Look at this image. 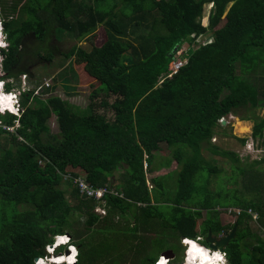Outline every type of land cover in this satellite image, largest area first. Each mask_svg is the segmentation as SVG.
<instances>
[{"label":"trees","instance_id":"1","mask_svg":"<svg viewBox=\"0 0 264 264\" xmlns=\"http://www.w3.org/2000/svg\"><path fill=\"white\" fill-rule=\"evenodd\" d=\"M30 1L31 7H13L35 17L16 29L20 35L4 22L5 69L19 74L28 31L38 43L67 33L89 41L90 49L76 43L61 52L51 45L53 51L38 54L48 62L57 52L73 58L80 81L92 89L84 109L33 89L22 97L20 116L0 115V124L19 122L14 131L0 126V264H35L55 236L66 233L79 249L77 264L98 258L121 264L134 239L143 246L140 264H154L153 242L174 252L183 236L209 245V231L220 237L235 224L236 236L225 247L228 263L264 264V157L243 165L238 153L212 142L231 132V123H222L230 114L253 121L251 136L264 138L258 113L264 107V0ZM207 3L213 7L205 25ZM99 25L106 31L101 46L95 43ZM204 35L210 41L196 45ZM185 44L188 62L169 77ZM53 115L58 134L48 125ZM163 144L170 154L156 166ZM173 161L176 169L149 177ZM79 176L113 189L104 215L95 199L80 194ZM224 210L235 221L224 224ZM154 229L145 248L139 232ZM129 233L130 243L122 236Z\"/></svg>","mask_w":264,"mask_h":264},{"label":"rangeland","instance_id":"2","mask_svg":"<svg viewBox=\"0 0 264 264\" xmlns=\"http://www.w3.org/2000/svg\"><path fill=\"white\" fill-rule=\"evenodd\" d=\"M2 2V6L4 10L8 11L9 15H12L13 20L9 19L11 21L10 23V30L13 31V34L15 36L20 35L16 29L19 30V28H23V22H28L31 19H35L34 16H31L29 12H21L22 14H16V11H14L13 7H29L31 2L30 0H0ZM12 2V3H10ZM43 2V0H42ZM45 2V0H44ZM31 7V6H30ZM213 3H207L205 4V10H204V15H203V22L205 25L209 24V18L210 14L212 11ZM20 10H22L20 8ZM33 15V14H32ZM223 23H225V19L223 20ZM222 24V23H221ZM27 39H31L29 41L28 45L25 48V60L21 66H18L21 68V70L26 71L27 74L25 76L22 75L24 80L27 82L29 87L31 88V91L35 89V91L39 90V88L42 87L40 90V96L42 98H47L51 95H60L64 99L69 100L72 104L76 105L77 107L84 109L87 107V105L90 102V91L91 87L88 85V83L81 82L80 78L78 76V73L76 69L73 66V58L67 59L62 53L57 52L54 55L53 61L48 62L47 60L43 59L42 56L40 55H46L47 52L53 51L50 49L51 45H58L60 48L61 52H66L69 50L74 44L79 43V45L90 49V42L83 40L82 42H78L73 36L64 33L63 35H60V38L56 40L55 37H52L51 40L48 42H35L33 40L32 32H27L25 35ZM211 36L209 37L208 35L200 36L198 37L197 41L198 44L200 43H205L207 41H210ZM106 41V31L103 25H99L96 33H95V43L98 46H101L104 42ZM188 47L187 44L184 45L183 49H186ZM40 52V55L38 54ZM183 54V52L181 53ZM257 78V77H256ZM21 77H17L15 80L16 84L21 83ZM49 82V86L46 85V82ZM46 85V86H45ZM35 92V94H37ZM244 113V112H243ZM258 113L260 116L264 117V107L258 109ZM110 115V112H108ZM226 120V125L230 124L231 126V132L227 136H221V135H216V137L213 138L212 142L221 146L223 149H228L231 151H235L236 153L239 154L241 158V163L243 165L248 164V162H252L255 159H261L264 157V138H258L254 139L251 134H252V128H253V121L249 120H240V118L237 115H232L230 114L227 116ZM19 125V123H18ZM17 125V126H18ZM48 125L51 128V134H58L59 133V125L58 121L56 119V116L53 115L49 121ZM242 126V127H241ZM246 126V127H245ZM248 129V130H247ZM245 130V131H244ZM237 137H246L248 138L247 143L243 145ZM251 144L252 148L249 149L247 146ZM159 156L155 159V165L158 166L161 160L163 161L164 158L167 156L169 157V150L166 147L165 144H163V149L157 153ZM162 157V158H161ZM179 165L177 164L176 161H173L171 167H163L158 169L156 172L152 173L149 175V177L156 176V175H164L169 173L170 171L176 169ZM220 166H225L226 165L221 162ZM228 170L226 171L229 172L231 171V167L227 166ZM174 177V176H171ZM150 184V183H149ZM103 209V208H102ZM101 209V210H102ZM100 211V210H99ZM102 213V212H101ZM129 219L127 220H133V218L129 215L127 216ZM206 217V211H203L202 218L198 219V224H201ZM74 218H77V215H74ZM221 221L224 224H229L233 221H235V216L230 215L225 210L221 212L220 215ZM117 221L121 223V225L125 226L126 225V218L120 216L116 218ZM81 221H83L81 219ZM252 228L254 230H258L257 227L255 226V223H252ZM80 230L83 228V225L78 227ZM158 229V228H157ZM159 231V230H158ZM158 231L156 229L154 230H141L139 232V235H143L146 238V244H149V240L151 237H154ZM264 229L259 230V233L263 235ZM92 236V234L90 235ZM89 236V238H90ZM99 235H94V237ZM124 237H128L129 243L133 241V235L129 233L128 235H123ZM91 239V238H90ZM172 240V239H171ZM128 241V240H126ZM137 241L133 249L131 250H126L124 251L123 258L120 260L121 264H140L141 257L143 256V252L139 253L137 249H142L143 246H138V242L140 241L139 239H134L133 242ZM177 242V240H174ZM180 244L182 245L180 249L174 252V257L169 258L171 264H181L184 263V257H185V251H186V245L182 244V238L180 240ZM148 246L146 245L145 248ZM166 248V245H163L161 243L153 242L150 244L148 252L149 254H154L157 255V259L163 255L167 258V256L164 254ZM79 250V249H78ZM165 250V251H164ZM171 250V249H168ZM157 261V260H156ZM156 261L154 264H156ZM95 264H107V260H103L102 258H98L95 261Z\"/></svg>","mask_w":264,"mask_h":264},{"label":"clouds","instance_id":"3","mask_svg":"<svg viewBox=\"0 0 264 264\" xmlns=\"http://www.w3.org/2000/svg\"><path fill=\"white\" fill-rule=\"evenodd\" d=\"M9 46H10V41L8 40L7 33L3 26V21L0 18V115L5 113H10L12 115L20 116L22 112L21 109L22 97L25 93L31 91V88L29 87V85L22 76H21L22 79L20 84H16L14 88H9V85L14 83V81L6 75L4 70V62L6 58V54L4 53V51H8ZM186 49L180 50L181 53ZM182 55L186 57L184 53ZM35 92H37V90L36 91L34 90V93ZM37 95L39 94L37 93ZM223 120H225V118H223L222 121ZM18 123L19 122L17 121V123L14 126V130L16 127L19 126ZM247 147L251 149L252 145L249 144ZM149 183L150 182H148V184ZM95 187H107L112 191L106 193L105 196L107 194L113 193V189H111L108 186H95ZM86 199H90V198H86ZM96 201L98 202L95 208L96 212L104 215L106 213V209L104 208L106 202L105 197H104V202H99L98 200ZM99 208L100 209L103 208L105 213H103L101 210L99 211ZM253 219L254 220L258 219V216L254 215ZM182 244L187 246L185 251L184 264H229L227 259V252L225 251L222 252L219 249L213 250L210 247V245L208 246L206 244H203L201 242V238L199 237L193 240L192 238L185 237L182 239ZM67 251L70 252V254L68 253L69 255L66 253ZM46 252L47 254L45 256H41V257L37 256V260H35V264H77L79 250L77 245L73 242L70 234L66 233V234L56 235L54 238V242L46 246ZM62 254H66V255H62ZM54 255L55 256L61 255V256L54 257ZM156 264H171V263L168 257L166 258L165 256L161 255L157 259Z\"/></svg>","mask_w":264,"mask_h":264},{"label":"built area","instance_id":"4","mask_svg":"<svg viewBox=\"0 0 264 264\" xmlns=\"http://www.w3.org/2000/svg\"><path fill=\"white\" fill-rule=\"evenodd\" d=\"M188 62V59L183 56L181 54V51L178 52V54L173 58V60L170 63V71L168 76H172L174 74H176L186 63ZM49 82H46V85L49 86ZM42 89L39 88L38 90V94H40V90ZM2 125L3 128L8 129L10 131L14 130V126H10V125H6V124H0V126ZM80 193L82 196L86 197V198H94L96 200H98L99 202H104V197L106 193L112 192L110 189H108L107 187H95L94 185L88 183L84 178L78 177L76 179V182ZM99 193V195H98ZM99 210H101L99 208ZM103 213H105V211L102 209L101 210ZM253 216L257 214L256 213H252Z\"/></svg>","mask_w":264,"mask_h":264},{"label":"water","instance_id":"5","mask_svg":"<svg viewBox=\"0 0 264 264\" xmlns=\"http://www.w3.org/2000/svg\"><path fill=\"white\" fill-rule=\"evenodd\" d=\"M223 124L226 123L225 120L222 121ZM237 224L234 225V227L232 228V230L223 236L220 237H216L212 234L211 231L208 232V235L206 236L205 240L209 243L210 247L213 250H217L219 249L220 251H225V247L228 245V243L236 236V232H237ZM185 238V236L182 237V239ZM67 254L69 253V251L66 252ZM164 254L168 257V258H172L174 257V252L173 250H167L164 252ZM35 260H37V257L35 258Z\"/></svg>","mask_w":264,"mask_h":264},{"label":"crops","instance_id":"6","mask_svg":"<svg viewBox=\"0 0 264 264\" xmlns=\"http://www.w3.org/2000/svg\"><path fill=\"white\" fill-rule=\"evenodd\" d=\"M7 13H8V11L7 10H4L3 7H1V1H0V18L3 21L4 28H5V24H4L5 20H9V19H12L13 18L12 15H9ZM26 40H29V38L28 39L26 38ZM33 40H34V38H33ZM29 41H31V39ZM29 41H26V46L28 45ZM4 70H5L6 75L14 81L13 84L9 85V88H14L15 87V85H16V83H15L16 77H21L22 75H26L27 74L26 71L19 70V72H18L19 74L18 75H11L5 69V66H4Z\"/></svg>","mask_w":264,"mask_h":264},{"label":"bare ground","instance_id":"7","mask_svg":"<svg viewBox=\"0 0 264 264\" xmlns=\"http://www.w3.org/2000/svg\"><path fill=\"white\" fill-rule=\"evenodd\" d=\"M45 86H46V85H45ZM241 127H242V126H241ZM245 127H246V126H245ZM247 130H248V129H247ZM244 131H245V130H244ZM192 240H193V239H192ZM69 254H70V252H69ZM69 254H68V255H69ZM210 254H211V253H210ZM62 255H66V254H62ZM59 256H61V255H58V256H55V255H54V257H59ZM181 264H184V263H181Z\"/></svg>","mask_w":264,"mask_h":264},{"label":"flooded vegetation","instance_id":"8","mask_svg":"<svg viewBox=\"0 0 264 264\" xmlns=\"http://www.w3.org/2000/svg\"><path fill=\"white\" fill-rule=\"evenodd\" d=\"M209 246V245H208Z\"/></svg>","mask_w":264,"mask_h":264}]
</instances>
